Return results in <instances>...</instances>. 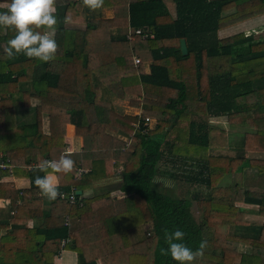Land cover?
Wrapping results in <instances>:
<instances>
[{
    "label": "trees",
    "instance_id": "obj_1",
    "mask_svg": "<svg viewBox=\"0 0 264 264\" xmlns=\"http://www.w3.org/2000/svg\"><path fill=\"white\" fill-rule=\"evenodd\" d=\"M173 2L175 17L164 0H103L113 18L88 20L80 1H55L57 50L48 62L8 58L3 48L15 33L0 27V160L13 168L0 177L30 181L28 189L0 183V200L8 202L0 210V264H55L63 251L76 253L77 264H178L161 252L165 230L176 228L190 248L207 241L199 256L207 264H264V191L223 185L227 175L248 170L264 178V160L225 155L226 132L202 119L253 126L246 144L264 151V43L252 45L244 33L218 38L264 15V0ZM129 28L154 37L129 41ZM112 97L129 99L141 116L118 112ZM68 125L82 149L69 155L70 173H53L64 199L48 200L33 180L45 174L41 161L68 155ZM163 162L183 172L165 173ZM119 173V184L85 196ZM158 176L182 178L198 191L189 199L157 192Z\"/></svg>",
    "mask_w": 264,
    "mask_h": 264
},
{
    "label": "clouds",
    "instance_id": "obj_2",
    "mask_svg": "<svg viewBox=\"0 0 264 264\" xmlns=\"http://www.w3.org/2000/svg\"><path fill=\"white\" fill-rule=\"evenodd\" d=\"M103 0H85L90 8H98ZM55 0H4L0 3V27L9 28L14 35L7 40L3 48L8 58L23 54L29 58H36L41 62H48L54 58L57 43L53 37L55 32L56 16ZM43 176L37 175L33 183L40 193L48 200H55L63 193L52 178L53 173H70L74 167L73 159L61 154L57 160L44 159L38 166ZM51 170V172L49 171ZM185 233L180 228L165 230L164 240L167 248H162V253L170 255L178 264H192L207 245L206 240H201L195 249L187 246L184 241Z\"/></svg>",
    "mask_w": 264,
    "mask_h": 264
},
{
    "label": "crops",
    "instance_id": "obj_3",
    "mask_svg": "<svg viewBox=\"0 0 264 264\" xmlns=\"http://www.w3.org/2000/svg\"><path fill=\"white\" fill-rule=\"evenodd\" d=\"M55 1H56V4L65 3V0H63L62 3H59V0H55ZM66 1H71V0H66ZM78 1L82 3L84 12H86V16L88 18L90 17L92 13H94V15L96 16L100 15L97 19H111L114 16L113 10L111 9H102L101 7L93 9V8H90L85 3V0H78ZM164 2L166 6L168 7V10L171 13V15L175 17L176 12H175V4L173 0L172 1L164 0ZM108 12L110 13V16ZM106 14H108V16H105ZM73 26L77 28L83 27V26L73 25V24L68 25V27L70 28H72ZM237 33H244L246 37H253L254 40L253 42L250 43L252 45L258 44V43H264V15L257 16L253 19L244 21L235 26L220 30L218 32V38H226V37L232 36ZM28 85L30 86V84ZM255 97H256L255 100L259 101V96L257 95ZM244 101H246V97L242 98L241 95L239 94L238 102L242 103ZM133 110H135L138 113L139 111L140 113H142V110L140 109H133ZM136 112L133 113L134 116H137ZM124 114H127V113H124ZM259 115H261L259 112L254 114L255 117ZM204 119L205 121L206 119H208L207 122L211 126H216L226 132L228 149L227 151L224 152L225 155H228L231 158L243 157L246 160L245 163L247 162V160L254 161L252 163H255L259 159L264 160V151L259 150L257 146L246 144V141H247L246 138L250 135H255L257 131L255 128H253V126L250 125L246 127H239V126L233 127L228 123L227 117H219V118H210V117L205 118L204 117ZM65 139H68V145L65 144L64 142L65 150H68V156L73 155L74 152H78L82 149V140L75 136L74 126L72 125L67 126ZM119 175L120 173L117 174L113 179H111L109 183L106 182L107 184L105 186L108 187L111 185L114 186V185L119 184L121 182V178ZM52 178L57 185L58 184L57 177L54 174H52ZM0 183H14L17 189H28L30 187L29 180L16 179L12 176L0 177ZM234 184H242L243 187H246L247 189H250L253 191H264V178L256 177L255 170H248L245 173H241V172L231 173L227 175L225 177L223 185H234ZM97 188L95 186L93 189L88 190L85 193V196L86 197L92 196L91 194H93L95 189ZM122 196L123 195L119 192L118 197H122ZM7 206H8L7 201L0 200V210L6 208ZM241 206L245 208L246 210H251V209L256 208L255 206H251V205H241ZM249 216L252 218V221L261 222V217L256 216V215L254 216L251 214ZM55 264H77V255L76 253L72 251H63L59 254L58 257L55 258Z\"/></svg>",
    "mask_w": 264,
    "mask_h": 264
},
{
    "label": "rangeland",
    "instance_id": "obj_4",
    "mask_svg": "<svg viewBox=\"0 0 264 264\" xmlns=\"http://www.w3.org/2000/svg\"><path fill=\"white\" fill-rule=\"evenodd\" d=\"M170 1V0H169ZM172 1V0H171ZM63 0H59V3H62ZM86 14V12H85ZM109 16H110V13L108 12ZM108 14H106L105 16H108ZM100 15L96 16L94 15V13H92L90 15V17L87 19L88 20H96ZM72 28H77V27H72ZM83 28V27H82ZM250 35V34H249ZM137 59V57L135 58ZM135 59H134V62H135ZM149 70V69H148ZM112 101L115 105V107L117 108L118 112L124 114V113H127V114H132L134 115L133 113H135L136 111L133 110L132 108H130L129 106V99L125 100L122 102V100H118L114 97H112ZM137 113V116L138 115H141L140 111L139 113ZM203 120H205L204 118H202ZM208 120V119H206ZM155 125V122L151 121L149 123V129L150 128H153ZM65 144L68 145V139H65ZM66 153L68 154V150H66ZM179 165V164H178ZM162 170L166 173V172H174V173H177V174H180L182 173L183 171H180L178 170L177 168H174L172 167L169 163H166V162H163L162 163V166H161ZM12 179V178H11ZM111 180L107 181V183H109ZM106 182H101L99 184L96 185V188L94 193L91 194V195H94L95 193H100L102 192L103 190L105 191L106 189H108V187H111V186H105L107 184ZM113 183V182H112ZM104 187V188H103ZM153 189L157 192H160V193H163V194H166V195H170L172 197H177V198H182V199H189L191 198L194 193H196L198 191V188L196 186H190L188 185V183L182 179V178H176V179H172L170 178L169 176H158L157 179L155 180V183L153 184ZM203 191H206L205 188H201ZM112 192V195L114 197H118L119 195V191H111ZM196 219H201V215H202V212L201 210L198 208L197 206V202L194 200L193 202V209H192ZM192 264H207V262H205V260L202 258V257H198L196 258Z\"/></svg>",
    "mask_w": 264,
    "mask_h": 264
},
{
    "label": "built area",
    "instance_id": "obj_5",
    "mask_svg": "<svg viewBox=\"0 0 264 264\" xmlns=\"http://www.w3.org/2000/svg\"><path fill=\"white\" fill-rule=\"evenodd\" d=\"M137 37H140V38H142V39H153V34L151 33V32H144L143 30H141V29H133V28H129L128 29V32H127V34H126V38H127V40H129V41H133V40H135ZM140 64V61H139V59H135V65L137 66V65H139ZM139 116H141V115H139ZM138 116V117H139ZM151 122V120L150 119H145V121H144V125L145 126H149V123ZM135 126V128L136 129H139L140 128V123H137V124H135L134 125ZM8 171L11 175H12V173H13V168H12V166L10 165V160L9 159H5V160H3V159H1L0 160V171ZM62 199H64V195L61 197ZM70 203H72V204H74L75 203V196H71L70 197ZM66 222H68V218H67V220H66ZM63 245H62V247H64L65 246V244H66V242L65 241H63V243H62Z\"/></svg>",
    "mask_w": 264,
    "mask_h": 264
},
{
    "label": "water",
    "instance_id": "obj_6",
    "mask_svg": "<svg viewBox=\"0 0 264 264\" xmlns=\"http://www.w3.org/2000/svg\"><path fill=\"white\" fill-rule=\"evenodd\" d=\"M181 51L183 55H187L188 49H187V44L185 40H181ZM81 191H77V195H81Z\"/></svg>",
    "mask_w": 264,
    "mask_h": 264
}]
</instances>
